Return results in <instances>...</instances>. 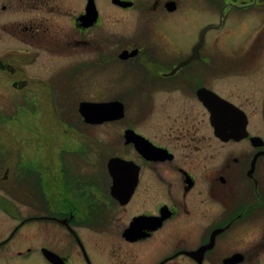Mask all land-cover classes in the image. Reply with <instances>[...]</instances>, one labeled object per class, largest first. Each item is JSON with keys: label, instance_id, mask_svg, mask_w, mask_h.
Returning a JSON list of instances; mask_svg holds the SVG:
<instances>
[{"label": "flooded vegetation", "instance_id": "flooded-vegetation-1", "mask_svg": "<svg viewBox=\"0 0 264 264\" xmlns=\"http://www.w3.org/2000/svg\"><path fill=\"white\" fill-rule=\"evenodd\" d=\"M79 89L121 115L32 150ZM33 255L264 264V0H0V264Z\"/></svg>", "mask_w": 264, "mask_h": 264}, {"label": "rangeland", "instance_id": "rangeland-1", "mask_svg": "<svg viewBox=\"0 0 264 264\" xmlns=\"http://www.w3.org/2000/svg\"><path fill=\"white\" fill-rule=\"evenodd\" d=\"M95 90L88 92L85 89H79L73 92L53 93L52 96L48 93L49 97L47 101L39 104L35 103L32 98L29 124L27 126L29 134L27 137L30 139V148L32 150L45 149L43 145L54 143V133H65L67 127L69 128L68 133H70L72 127L66 123L81 116L78 111L81 100L97 99L99 97L100 94L95 92ZM57 122L59 123L58 126H56ZM97 133L100 135L102 130H98ZM68 136L70 138L64 136L65 138L63 139L71 140V136ZM13 262L14 264H48L39 255H33L28 261L20 260L15 256Z\"/></svg>", "mask_w": 264, "mask_h": 264}, {"label": "water", "instance_id": "water-1", "mask_svg": "<svg viewBox=\"0 0 264 264\" xmlns=\"http://www.w3.org/2000/svg\"><path fill=\"white\" fill-rule=\"evenodd\" d=\"M119 104L120 103H93L84 101L80 103L79 111L86 122H102L106 119H113L121 115L120 112L122 110Z\"/></svg>", "mask_w": 264, "mask_h": 264}]
</instances>
